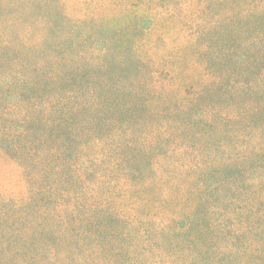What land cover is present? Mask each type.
<instances>
[{
    "label": "trees",
    "instance_id": "16d2710c",
    "mask_svg": "<svg viewBox=\"0 0 264 264\" xmlns=\"http://www.w3.org/2000/svg\"><path fill=\"white\" fill-rule=\"evenodd\" d=\"M0 0V264H264V0Z\"/></svg>",
    "mask_w": 264,
    "mask_h": 264
},
{
    "label": "rangeland",
    "instance_id": "374dc122",
    "mask_svg": "<svg viewBox=\"0 0 264 264\" xmlns=\"http://www.w3.org/2000/svg\"><path fill=\"white\" fill-rule=\"evenodd\" d=\"M68 4L77 7L80 12L90 7L105 4L103 0H67ZM22 197L26 194V184L17 165L0 153V192Z\"/></svg>",
    "mask_w": 264,
    "mask_h": 264
}]
</instances>
